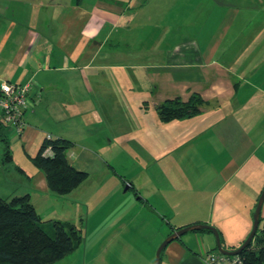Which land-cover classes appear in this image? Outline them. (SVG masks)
Segmentation results:
<instances>
[{"label":"crops","instance_id":"crops-1","mask_svg":"<svg viewBox=\"0 0 264 264\" xmlns=\"http://www.w3.org/2000/svg\"><path fill=\"white\" fill-rule=\"evenodd\" d=\"M1 81L30 83L33 107L20 136L0 114V197L85 221L94 259L127 245L153 264L175 230L218 226L211 207H244L248 232L264 187V0H0ZM192 94L198 113L160 119L158 105ZM46 135L86 173L64 195L32 162ZM215 246L188 231L159 264H202Z\"/></svg>","mask_w":264,"mask_h":264},{"label":"trees","instance_id":"trees-1","mask_svg":"<svg viewBox=\"0 0 264 264\" xmlns=\"http://www.w3.org/2000/svg\"><path fill=\"white\" fill-rule=\"evenodd\" d=\"M201 104V97L192 94L185 102L167 99L158 105L157 111L161 120L171 121L195 115ZM70 144L63 138H45L32 157L33 164L44 172L49 189L60 195L72 191L86 177V173L74 169L67 161L66 150ZM48 147L51 155L45 156L43 153ZM260 221L263 224L258 226L251 242L237 254L240 264H264L261 214L259 225ZM81 241L83 235L76 223L42 221L27 194L10 199L0 197V264H52L70 254ZM215 251L219 252L216 246L211 252Z\"/></svg>","mask_w":264,"mask_h":264},{"label":"rangeland","instance_id":"rangeland-1","mask_svg":"<svg viewBox=\"0 0 264 264\" xmlns=\"http://www.w3.org/2000/svg\"><path fill=\"white\" fill-rule=\"evenodd\" d=\"M132 193L133 192L131 190L126 191L127 195H130ZM198 198H199L201 203H206V201H208L210 198V192L206 193V194H201L200 196H198ZM239 199H241V198L236 197V203H239V201H240ZM201 206H202V204H201ZM211 208H213L214 211L216 212L215 222L218 224V226H214V227L219 232L221 245L223 247H225V249H227V250L229 248L236 247V245L238 247L239 243H233V245L225 243L223 241L224 236L222 237V232H223V230L226 231L227 238L230 241L235 242L237 240H240L241 238L243 239V241L245 240V238L247 237V235L250 232L252 225L250 226L247 233H246V230H247L246 227L245 228L240 227V223L242 222V220H241L239 213H241V211L244 207H211ZM251 208H252L251 216H253L255 207H251ZM263 208L264 207H262V209ZM190 209L192 211L195 210L194 207H190ZM218 209H221V214L219 216H217ZM261 217L264 218V212L261 214ZM83 222H84L83 225L79 226V228L81 229V234L83 235V241H81L79 244H77L75 246L74 250L70 254H68L64 258H62V259H60V260H58L52 264H141V261L139 259H137L138 258L137 253H135V251H137V250H135L132 247H129L127 245L126 246L116 245L113 247L114 253L112 256H111V252H110L109 253L110 255H108V254H107L108 256L105 255V257L103 259H102V256L98 257V255H96L98 258L94 259L92 257V254L88 253L90 245H87V242H86V225H85V221H83ZM252 222H253V220L251 221V224H252ZM262 224H263V221H260L259 226L261 227ZM209 225H211V224H209ZM224 225H226V227H228V229L226 227H224V229H223ZM147 240L148 239L144 238L143 243L145 244L147 242ZM96 247H97V245H96ZM129 251H132V253H128Z\"/></svg>","mask_w":264,"mask_h":264},{"label":"built area","instance_id":"built-area-1","mask_svg":"<svg viewBox=\"0 0 264 264\" xmlns=\"http://www.w3.org/2000/svg\"><path fill=\"white\" fill-rule=\"evenodd\" d=\"M30 83L16 84L9 81L0 82V114L4 124L11 133L20 136L25 128L24 113L32 109L33 102L29 96ZM47 139L52 138L46 135ZM45 156L51 155V149H45ZM238 255L227 256L217 251L207 252L202 264H240Z\"/></svg>","mask_w":264,"mask_h":264},{"label":"water","instance_id":"water-1","mask_svg":"<svg viewBox=\"0 0 264 264\" xmlns=\"http://www.w3.org/2000/svg\"><path fill=\"white\" fill-rule=\"evenodd\" d=\"M264 201V187L258 197L256 206H255V210L252 216V227L250 229L249 234L247 235V237L245 238V240L241 243V245H239L238 248L234 249V250H227L225 248H223V246L221 245L220 242V237H219V232L218 230L209 224H205V223H196V224H192V225H188L182 228H179L177 230H175L174 232H172L170 235H168L158 246V248L156 249L155 252V259L153 264H159L160 263V255L162 250L164 249V247L170 243L171 241L177 239L179 236H181L182 234L188 232V231H202L204 229H208L211 231V233L214 236L215 239V244H216V249L224 255H228V256H232V255H237L239 254L243 248H245L253 239L258 226H259V218H260V214H261V209H262V204Z\"/></svg>","mask_w":264,"mask_h":264}]
</instances>
